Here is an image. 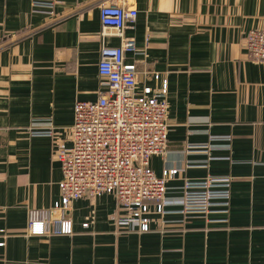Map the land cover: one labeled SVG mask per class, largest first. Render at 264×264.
<instances>
[{"label": "crops", "instance_id": "crops-1", "mask_svg": "<svg viewBox=\"0 0 264 264\" xmlns=\"http://www.w3.org/2000/svg\"><path fill=\"white\" fill-rule=\"evenodd\" d=\"M42 1L54 15L32 0H0V264H264V62L245 45L264 29V0ZM113 3L138 10L125 29L138 90L167 81L168 148L150 162L158 176L178 169L166 196L181 197L186 179L231 176L228 221L152 210L150 230L132 232L104 194L74 202V234L26 236L28 210L60 199L54 149L71 145L76 102L108 89L102 47L121 38L102 33L100 7ZM47 124L58 134H32Z\"/></svg>", "mask_w": 264, "mask_h": 264}, {"label": "built area", "instance_id": "built-area-1", "mask_svg": "<svg viewBox=\"0 0 264 264\" xmlns=\"http://www.w3.org/2000/svg\"><path fill=\"white\" fill-rule=\"evenodd\" d=\"M32 3L35 11L55 14L54 2L32 0ZM137 16L135 7L101 5L102 33L108 35L112 29L121 38L118 47H102L99 74L108 89L97 101L76 102L74 124L66 129L71 145L57 140L54 149L63 171L60 199L52 207L28 210L26 236L74 234L71 217L74 202L104 194L116 197L123 211L117 223L132 232L150 230L152 210L163 214H204L210 223L228 221L231 176L186 179L183 195L170 198L166 196L167 183L178 169H165L158 176L151 167V157L165 153L168 148V89L164 80L158 90L149 86L138 90L137 64L126 61V52H137L136 42L125 35V29L133 26ZM245 41L250 58L264 62V29L251 30ZM47 125L32 130V134H58L51 124ZM170 206L178 209H168ZM88 225L89 222L83 224Z\"/></svg>", "mask_w": 264, "mask_h": 264}]
</instances>
